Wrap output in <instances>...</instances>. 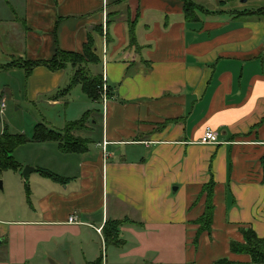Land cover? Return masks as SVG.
Segmentation results:
<instances>
[{"label":"crops","instance_id":"obj_1","mask_svg":"<svg viewBox=\"0 0 264 264\" xmlns=\"http://www.w3.org/2000/svg\"><path fill=\"white\" fill-rule=\"evenodd\" d=\"M224 2L0 0V38L9 37L14 46L5 57L39 61L51 60L57 50L82 54L91 40L99 62L88 65L89 74L105 76L111 96L103 122L100 97L84 95L77 109L91 113L89 124L74 132L87 141L86 151L64 153L56 142L39 143L49 153L36 170L40 190L27 196L33 218L11 223L44 227L47 244L33 247L25 264L39 260V251L52 259L60 253V263L67 264L65 235L79 245L84 264L98 263L88 232L101 229L96 235L104 244L108 222H120L116 244L110 243L115 263L128 259L131 245L134 260L152 247L153 260L163 264L250 263L230 244H243L245 230L264 240V0L248 10ZM258 10L260 15L244 14ZM0 52L6 51L0 46ZM76 69L67 64L24 71L32 100L59 105L71 92L57 94ZM207 127L218 144L196 143ZM103 140L109 143L105 152ZM210 182V231L194 244ZM70 216L78 223L68 224ZM54 240L58 245L51 246Z\"/></svg>","mask_w":264,"mask_h":264},{"label":"rangeland","instance_id":"obj_2","mask_svg":"<svg viewBox=\"0 0 264 264\" xmlns=\"http://www.w3.org/2000/svg\"><path fill=\"white\" fill-rule=\"evenodd\" d=\"M225 0V4L238 6L241 9H251L255 0ZM9 37L1 36L0 46L4 48L6 52H0V103L5 104L3 114L0 115V135H23L28 141L24 145L18 146L11 154L12 162L18 167V169H4L0 168V264H25L24 257L27 254H32V249L35 246L39 250H44L47 240L43 237L46 236L48 231H44V227H15L12 226V221L25 220L27 216L33 218L31 215V206L28 203L29 190L35 192L40 190L41 176L35 171L28 176L27 182L21 177V172L24 167H30L39 169L43 163V158H46V154L49 152L46 150V146L41 147L39 143L34 140L36 127L42 125L55 132L62 133L68 123L78 121L82 115L77 112V109L81 103L86 102L84 94L81 92L79 86L73 88L70 95L61 100V103L57 106L48 104L47 99L38 98L37 101L32 100V94L29 93L26 87V77L24 70L17 68H9L8 70H2L6 64H9L13 60H18V55L9 58L7 52L14 48L8 41ZM12 51V50H11ZM9 53V52H8ZM11 70V71H9ZM6 71V72H5ZM69 75L70 70H66ZM102 81V79H101ZM67 103V105H66ZM99 105V104H98ZM81 115V116H80ZM80 116V117H79ZM102 114V122H103ZM67 119V120H66ZM64 120H66L64 122ZM64 122V124H63ZM67 123V124H66ZM89 124V122H88ZM76 132V131H75ZM74 137L77 134H74ZM44 156V157H43ZM40 176V177H39ZM71 229L70 227L67 228ZM174 230V229H172ZM97 234H100L101 229L96 230ZM87 241L94 242L95 250L98 255V259H103L102 264H163V260H153L154 255L152 247L150 248V254L147 256L145 252L139 251L135 254L136 260L130 259L133 255L129 246L124 253L128 257L123 261L113 262L115 257L114 246H110L99 240L96 233L92 231L88 232ZM64 249L62 250L63 257L69 262L67 264H84L82 261L83 253L80 250L78 244H75V240L69 235H65ZM151 239V236L145 238V240ZM58 242V241H57ZM56 240L51 241V246L58 245ZM148 243V242H147ZM63 246V245H62ZM32 250V251H31ZM21 251V252H20ZM40 259L34 260V264H62L60 263L61 254L59 253L54 259L49 255H43L41 251L37 252ZM151 255V256H150ZM59 257V259L57 258ZM97 257V256H96ZM43 260H42V259ZM23 262H21V260ZM19 261V262H15ZM14 262V263H12ZM31 263V262H30Z\"/></svg>","mask_w":264,"mask_h":264},{"label":"trees","instance_id":"obj_3","mask_svg":"<svg viewBox=\"0 0 264 264\" xmlns=\"http://www.w3.org/2000/svg\"><path fill=\"white\" fill-rule=\"evenodd\" d=\"M191 4H187L184 9L186 19L190 20L189 9L191 10ZM194 15V11L191 12ZM260 10L256 12L245 13V15H260ZM193 18L191 20H195ZM129 43L130 45L135 44L133 29H129ZM99 62L98 57L95 55L91 40L84 47L82 54L63 52L57 50L54 57L51 60H39V61H21L13 60L9 64L4 65L2 70H8L9 68H21L25 71L26 75L31 70L38 66H45L51 71L63 69L67 64L77 66V69L70 79L69 84L60 92L57 97H64L68 95L73 88L80 86L81 92L90 100L97 101L99 99L100 87L102 84L101 76H92L89 74L88 65L97 64ZM90 112H86L82 117L75 122L68 123L62 133L55 132L42 125L36 127L34 140L37 142L52 141L58 143L60 149L64 153H82L87 149V141L82 140L78 137H74L72 132L80 131L85 128L86 124L90 121ZM28 141L23 135H0V168L16 170L18 167L12 162L10 154L20 145L26 144ZM40 173H44L47 177L54 180H58L57 177L53 176L42 170H38ZM212 187L213 184L210 182L207 186H204L203 192L206 193V205L205 212L201 218H199L195 224L198 225L196 232V238L194 244H197L199 235L206 231H210V225L212 220ZM120 225V222H108L105 226L104 240L106 244L111 242L115 243L116 240V229ZM244 243L239 244L231 242L230 251L234 254H244L250 257V263H235L227 259H222L214 262L213 264H264V240L258 238L252 230H245L242 232ZM101 264V258L98 263Z\"/></svg>","mask_w":264,"mask_h":264},{"label":"built area","instance_id":"obj_4","mask_svg":"<svg viewBox=\"0 0 264 264\" xmlns=\"http://www.w3.org/2000/svg\"><path fill=\"white\" fill-rule=\"evenodd\" d=\"M106 22V14H104V18H103V23L105 25ZM99 97L101 99V102L103 104V117H104V113H105V104L108 101V99L111 97L109 94V88L106 85V81H105V76L102 77V84L100 87V94ZM5 109V104L2 102L0 103V115L3 114V111ZM199 145H216L218 144V138L216 133L210 129V128H205L203 130L202 135L200 136L199 140L196 142ZM109 143L106 140H103L101 142V147L103 149V151L105 152V147L108 145ZM68 224H77L78 222H76V218L73 216H70L68 218L67 221Z\"/></svg>","mask_w":264,"mask_h":264},{"label":"water","instance_id":"obj_5","mask_svg":"<svg viewBox=\"0 0 264 264\" xmlns=\"http://www.w3.org/2000/svg\"><path fill=\"white\" fill-rule=\"evenodd\" d=\"M36 169L34 168H30V167H24L22 172H21V176L23 178V180L25 182H27V179H28V175L31 173V172H35ZM0 188H1V183H0Z\"/></svg>","mask_w":264,"mask_h":264}]
</instances>
